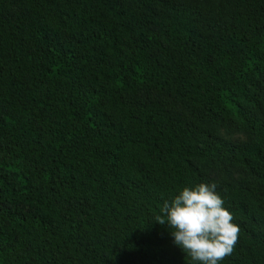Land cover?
Wrapping results in <instances>:
<instances>
[{"label": "trees", "instance_id": "1", "mask_svg": "<svg viewBox=\"0 0 264 264\" xmlns=\"http://www.w3.org/2000/svg\"><path fill=\"white\" fill-rule=\"evenodd\" d=\"M199 182L264 264V0H0V264H196L154 219Z\"/></svg>", "mask_w": 264, "mask_h": 264}, {"label": "clouds", "instance_id": "2", "mask_svg": "<svg viewBox=\"0 0 264 264\" xmlns=\"http://www.w3.org/2000/svg\"><path fill=\"white\" fill-rule=\"evenodd\" d=\"M215 183L182 187L165 200L154 221L166 225L173 243L196 264H220L231 255L240 228L224 206Z\"/></svg>", "mask_w": 264, "mask_h": 264}, {"label": "rangeland", "instance_id": "3", "mask_svg": "<svg viewBox=\"0 0 264 264\" xmlns=\"http://www.w3.org/2000/svg\"><path fill=\"white\" fill-rule=\"evenodd\" d=\"M163 95L160 94L157 90L155 89H148L144 91L138 92V94L135 96V98L138 101H146V100H152V99H157V98H162ZM173 109L176 111H183L181 107L179 106H173ZM224 138L231 141V142H240L245 140V136L237 131L230 130L229 132H225L224 130L221 131ZM227 174L235 178L236 180L239 181H246L251 179L242 169L239 167H234V166H224V165H216L213 170H211L210 177L212 179L218 180L221 179L222 177H225Z\"/></svg>", "mask_w": 264, "mask_h": 264}]
</instances>
